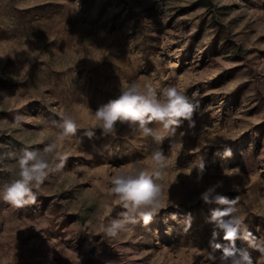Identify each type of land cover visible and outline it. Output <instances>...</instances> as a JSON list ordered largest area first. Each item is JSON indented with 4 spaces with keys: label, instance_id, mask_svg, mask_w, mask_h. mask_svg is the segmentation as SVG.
Returning <instances> with one entry per match:
<instances>
[{
    "label": "rangeland",
    "instance_id": "374dc122",
    "mask_svg": "<svg viewBox=\"0 0 264 264\" xmlns=\"http://www.w3.org/2000/svg\"><path fill=\"white\" fill-rule=\"evenodd\" d=\"M133 81L178 86L194 125L162 143L126 125L103 135L92 111ZM62 112L78 125L64 141ZM51 142L64 167L35 203L0 201V264H264V0H0V155ZM157 148L168 157L166 207L109 237L123 211L111 174L151 169ZM13 162L0 163V185Z\"/></svg>",
    "mask_w": 264,
    "mask_h": 264
},
{
    "label": "clouds",
    "instance_id": "9594fccd",
    "mask_svg": "<svg viewBox=\"0 0 264 264\" xmlns=\"http://www.w3.org/2000/svg\"><path fill=\"white\" fill-rule=\"evenodd\" d=\"M193 113V104L178 86L170 85L159 89L150 84L142 86L136 81L121 86L120 94L115 99L92 111L96 127L100 128L103 135L115 137L117 126L126 125L133 134L144 138L151 137L156 143H162L166 137L174 136L176 129L185 122H188L191 128L194 125ZM59 115L60 123L55 136L64 141L76 135L78 125L70 115L63 112ZM85 135L91 139L95 132L89 130ZM56 149L57 144L51 142L42 149H25L20 153L8 152L0 155V163L5 158L14 161L3 168L12 179L0 185V201L13 209L35 203L36 193L44 181L50 174L64 167L65 157ZM53 153L59 163H50ZM224 154L230 156L231 152L226 150ZM150 158L153 162L151 169L139 164H130L125 169H116L111 174L108 191L123 211L104 229L109 237L115 238L121 232L131 231V226L141 221L145 225L149 224L153 217L166 207L170 189L165 178V171L169 168L168 157L162 149L157 148L152 150ZM195 168L198 169L199 181L205 171L203 162L200 161ZM214 190L215 186L206 189L201 199L205 203L212 202ZM215 211L210 222H213ZM233 219L237 225L242 224L240 217ZM236 232L237 228L232 227L227 235L234 237ZM232 255V251L225 249L222 261Z\"/></svg>",
    "mask_w": 264,
    "mask_h": 264
}]
</instances>
